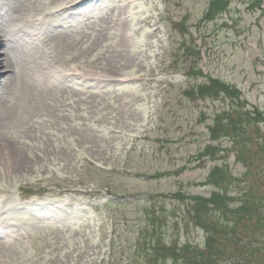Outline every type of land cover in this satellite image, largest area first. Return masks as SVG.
Returning a JSON list of instances; mask_svg holds the SVG:
<instances>
[{
	"label": "rangeland",
	"instance_id": "1",
	"mask_svg": "<svg viewBox=\"0 0 264 264\" xmlns=\"http://www.w3.org/2000/svg\"><path fill=\"white\" fill-rule=\"evenodd\" d=\"M67 1L37 0L32 14L49 15L46 35L68 33V50L22 36L29 27L6 28L31 54L11 53L24 70L17 85H33L42 100L30 114L0 77L2 104L20 98L25 116L9 136L35 159L15 173L0 155V264H144L136 240L152 212L162 242L203 247L206 233L168 195L208 197L214 189L201 183L218 166L236 178L232 195L246 189V174L264 179V123L250 140L256 155L242 162L229 140L209 139L232 102L187 92L216 78L237 88L246 110L264 109V0H227L210 22L202 17L211 0ZM209 145L219 146L214 160L202 154ZM263 243L251 241L263 261L250 264H264Z\"/></svg>",
	"mask_w": 264,
	"mask_h": 264
},
{
	"label": "trees",
	"instance_id": "2",
	"mask_svg": "<svg viewBox=\"0 0 264 264\" xmlns=\"http://www.w3.org/2000/svg\"><path fill=\"white\" fill-rule=\"evenodd\" d=\"M256 1L260 3L262 0ZM228 6L227 0H211L202 21H212ZM206 79V83L196 86L187 94H195L201 100L222 97L232 102L227 112L213 120L214 125L208 129L209 139L211 142H217L220 138L229 140L236 148L237 156L241 155L240 159L244 162L249 156L256 155L251 152L250 140L258 135L260 123H264V109L246 110L237 88L220 79ZM258 149L261 150L259 144ZM216 151L219 152V146L209 145L202 154L214 160L217 158ZM259 175L246 174L241 181L246 189L236 192L235 196L228 189L236 178L228 174L227 168L218 166L210 170L206 181L201 183L214 189L208 197L186 196L180 192L168 195L171 199L184 202L187 219L195 228L206 233L204 246L165 244L158 230H161L163 222L156 212H152L148 216V224L138 230L135 253H144V264H160V258H169L173 264H250V259L257 263L263 261L260 251L251 244L254 238L264 237V189H261L264 179H260ZM159 177L160 173H156L152 178Z\"/></svg>",
	"mask_w": 264,
	"mask_h": 264
},
{
	"label": "bare ground",
	"instance_id": "3",
	"mask_svg": "<svg viewBox=\"0 0 264 264\" xmlns=\"http://www.w3.org/2000/svg\"><path fill=\"white\" fill-rule=\"evenodd\" d=\"M76 2V0H68L66 3L70 5L71 3ZM37 3V0H5V3L1 5V9L6 7V17L5 21H1L0 25L6 24L3 27H0V77H6V81L9 83V86H12L13 89L17 91L19 96L23 99L22 107L30 111V114L34 111V106L38 105L42 98L36 93V89L33 85L26 83L23 84L19 82L17 85L18 73L23 76L24 70L16 69L15 63L18 61L19 57L16 58L13 54L14 52L28 53V49L25 48V45L17 43L16 40L8 39L9 34L16 36L15 31L6 29L10 27L11 29H17L18 32H21L22 27H29L27 32H23L22 36L26 38L32 34L37 37L39 43L46 44L49 50L57 51L58 49L68 50L72 48L71 37L66 32H54L50 35H46V32H41L43 27V19L48 18V14L38 16L32 14L34 12V7ZM32 19V21H31ZM36 28L40 29L38 32ZM41 36H45L44 39L40 40ZM23 42V41H22ZM24 43V42H23ZM9 44L7 47H5ZM25 44V43H24ZM116 59L124 60V55H117ZM40 81V80H39ZM9 89H6L7 92ZM20 99V98H19ZM19 99L11 105L9 108L5 107L2 103L5 101L4 98L0 97V155H5L10 168H13L15 173H21V171L28 168L35 159L30 160L29 156L24 152L23 147L14 140V138L9 136L11 129L13 127H21L23 125L20 119H24L22 114L17 113L18 110L15 109V106L18 104ZM9 104V103H8ZM21 113H26L22 111ZM20 116V119H19ZM22 117V118H21ZM2 216V214H0ZM1 222V220H0ZM40 227V226H39Z\"/></svg>",
	"mask_w": 264,
	"mask_h": 264
}]
</instances>
